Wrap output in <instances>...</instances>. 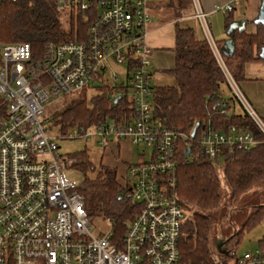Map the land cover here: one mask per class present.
I'll list each match as a JSON object with an SVG mask.
<instances>
[{
    "label": "built area",
    "instance_id": "obj_1",
    "mask_svg": "<svg viewBox=\"0 0 264 264\" xmlns=\"http://www.w3.org/2000/svg\"><path fill=\"white\" fill-rule=\"evenodd\" d=\"M55 1L59 10L85 23L80 40L48 44L40 54L29 43L1 47L0 264H182L179 246L189 213L179 205L174 187L179 144L189 137L154 116L156 68L147 41L152 0ZM233 6L216 10L229 14ZM195 17L208 29V14L198 4ZM205 34L228 86L263 137L235 127L208 129L198 145L214 159L224 147L249 150L264 144V119L241 93L220 46ZM123 65L120 82L115 67ZM100 82L110 87L111 100L130 91V118L74 128L63 136L91 140L98 135L103 149L114 139L152 148L149 160L128 168L127 197L140 213L126 224L119 242L112 229L92 233L85 197L66 172L70 159L48 135V105L84 91L99 92ZM230 264H264V251L246 252Z\"/></svg>",
    "mask_w": 264,
    "mask_h": 264
},
{
    "label": "trees",
    "instance_id": "obj_2",
    "mask_svg": "<svg viewBox=\"0 0 264 264\" xmlns=\"http://www.w3.org/2000/svg\"><path fill=\"white\" fill-rule=\"evenodd\" d=\"M168 1L176 11L190 3V0ZM67 14L71 15L69 30L62 23V15ZM73 16L59 10L55 0H0V52L5 44L29 43L34 53L40 54L48 44L80 40L86 26L78 20L74 30ZM232 23L235 21L229 20L228 28ZM263 45L264 28L261 25L257 26L255 33L247 30L235 32V53L231 58L226 57V64L238 84L245 79L248 63L263 61L259 57ZM174 54V67L167 71L172 75L173 83L154 87V116L163 126L189 137L179 144L174 187L179 205L187 213H192L182 228L181 262L230 264L237 257L235 253L227 249L226 254L219 252L217 256L212 249V224L219 218L218 213L224 210L223 203L239 205L246 193L264 184V144L249 150L224 147L220 155L212 159L202 154L198 142L208 129L227 131L231 127L251 132L259 140L263 137L232 93L207 40L197 39L192 28H177ZM223 86L229 88L228 95L224 94ZM98 91L100 93L91 99L90 104L86 97L72 99L53 114V122L61 135L67 134L71 128L89 129L109 119L123 123L130 118L127 98L121 97L115 102L109 97L110 87L98 88ZM236 103L240 104L243 113L235 112ZM196 124L199 128L193 138L191 133ZM188 147L190 156L186 154ZM71 158L72 165L85 174L79 192L85 197L88 216L110 219L115 241L119 242L126 224L140 213V206L127 197L129 189L116 167L101 164L96 177L90 178L87 173L93 167L88 163L86 153L79 152ZM251 209L240 230L224 240L227 248L232 241L238 245L245 231H251L264 220V204ZM226 217L223 214V218ZM260 249L264 251V236Z\"/></svg>",
    "mask_w": 264,
    "mask_h": 264
},
{
    "label": "rangeland",
    "instance_id": "obj_3",
    "mask_svg": "<svg viewBox=\"0 0 264 264\" xmlns=\"http://www.w3.org/2000/svg\"><path fill=\"white\" fill-rule=\"evenodd\" d=\"M162 1V0H161ZM153 18L155 19V23H158L156 19L160 20L159 15H154ZM153 20V19H152ZM62 23L63 27L66 30H69L70 23H71V15H62ZM73 28L75 30L78 22L76 18L73 16ZM171 54V53H170ZM169 54V55H170ZM225 57V56H224ZM226 60V57H225ZM163 62L161 65L163 66ZM169 67H172V59L168 61ZM252 63H248L246 65V75L245 79L239 82L238 86L241 93L244 95L252 109L256 112V114L264 119V77L258 76L256 73L252 74L254 69H257L255 66L251 65ZM116 70L122 74L120 75V82L124 81V68L126 66H116ZM169 69V68H168ZM252 69V70H251ZM110 87H114L115 83L110 76H107ZM154 85L158 86H165L171 85L173 83V77L170 73L166 71H155V78L153 80ZM99 89H104L106 86L100 82L98 85ZM224 94L228 95L230 90L228 87L223 86ZM123 94V98H127L130 95V91H120ZM98 92L91 90V91H84L80 94H77L73 97H66L64 99L57 100L52 102L48 105L46 117L50 122V130L48 135L53 136L56 138V143L59 146L58 152L68 158H70V166L66 168L67 175L75 180L79 186L83 184L85 179V174L78 169H76L72 165L73 159L71 155L83 152L86 153L88 157V163L92 165V169H90L87 173V176L90 178L96 177L97 173L100 171V165H108L114 166L117 168L120 178L123 180V183L127 185L129 181L132 180L131 177L127 174L129 163L131 165H136L140 161H146L151 158L152 148L144 145L143 143L140 144H131L128 141H117L114 139V142L109 144L106 148L103 149L101 144L104 143V139L98 135H94L91 140L87 138H80V137H64L59 132V127L56 126L53 122L52 116L57 111L63 109L65 104L72 99H78L81 97H86L88 104L91 103V99L96 97ZM236 113H243V109L239 103H236L235 107ZM113 120H108L106 123H112ZM70 130H74L71 128ZM116 143H118L117 146ZM109 149V150H108ZM116 149V150H115ZM108 150L106 153L104 151ZM119 151V154H118ZM112 154H111V153ZM103 156V157H102ZM222 178V174H221ZM224 184V183H223ZM225 185V184H224ZM264 204V184L259 185L258 187L254 188L253 190L246 193L243 197L241 203L239 205H229L228 203H223V211L218 213L219 218L212 224V229L210 232V242L212 249L214 250L215 255L218 256V248L217 245L219 242H223L229 236H233L236 231H239L243 222L247 220L249 217V213L252 210L251 207L255 205ZM223 214L227 217L226 219L223 218ZM189 219L192 217V213L189 212ZM221 216V218H220ZM92 223V233L94 235H98L100 233H107L112 229L111 223L107 221L106 218L95 216L91 218ZM264 236V220L256 226L251 231H245L243 236L241 237L238 245L233 243L232 241L228 248L226 245L223 246L224 250H229L232 253H235L237 256H243L246 252L249 251H256L260 249V241L263 239ZM233 243V244H232Z\"/></svg>",
    "mask_w": 264,
    "mask_h": 264
},
{
    "label": "crops",
    "instance_id": "obj_4",
    "mask_svg": "<svg viewBox=\"0 0 264 264\" xmlns=\"http://www.w3.org/2000/svg\"><path fill=\"white\" fill-rule=\"evenodd\" d=\"M168 2V0H152L150 3V13L153 20L147 30V41L152 49V60L156 72H167L174 67L177 28H192L197 39L207 40L200 22L195 17L196 4L208 14L211 38L220 46L221 50L224 43L229 39L227 35L229 20L247 22L246 30L249 33L257 31V25H255L254 21L259 15L261 0H190L186 8L177 11L170 7ZM231 2H234L233 13L226 15L222 11L216 10L217 6H223ZM153 14L159 15L160 20L156 19L159 21L158 23L154 22ZM223 55L225 56L224 53ZM170 59H172L173 63L171 68L168 64ZM162 61H164L163 66L161 65ZM251 63L257 68L254 69L255 71L252 74L256 73L258 76L264 77V62L256 60ZM117 145L118 143L115 146ZM108 150L104 151V153Z\"/></svg>",
    "mask_w": 264,
    "mask_h": 264
},
{
    "label": "water",
    "instance_id": "obj_5",
    "mask_svg": "<svg viewBox=\"0 0 264 264\" xmlns=\"http://www.w3.org/2000/svg\"><path fill=\"white\" fill-rule=\"evenodd\" d=\"M255 25H261L264 28V0H261V6L259 10V15L257 19L254 21ZM247 22H235L230 25L229 29L227 30V35L229 36V39L224 43L222 47V52L225 54L226 57L231 58L234 56L235 53V32H242L246 30ZM260 59L264 61V45L262 46L259 54ZM119 98L115 100V102H118ZM199 128V124H196L194 127L191 136L194 138L197 130ZM187 156H190V148L188 147L186 150ZM227 241H221L218 243L217 248L218 251L222 254H226L227 250L223 249V246L226 244Z\"/></svg>",
    "mask_w": 264,
    "mask_h": 264
},
{
    "label": "bare ground",
    "instance_id": "obj_6",
    "mask_svg": "<svg viewBox=\"0 0 264 264\" xmlns=\"http://www.w3.org/2000/svg\"><path fill=\"white\" fill-rule=\"evenodd\" d=\"M231 3H233V2H231ZM223 6H225V5H223ZM233 10H234V6H233ZM233 12V11H232ZM231 13V12H230ZM229 13V14H230ZM226 15H228V14H226ZM198 21H199V19H197ZM200 22V21H199ZM200 24H201V26H202V28H203V30H204V32L205 33H207V34H209V35H211V31H210V26L208 27V29H206L203 25H202V23L200 22ZM233 24V23H232ZM230 27V26H229ZM229 29V28H228ZM75 41H78V39H76ZM208 41V40H207ZM71 42H73V41H71ZM66 43H68V42H66Z\"/></svg>",
    "mask_w": 264,
    "mask_h": 264
}]
</instances>
